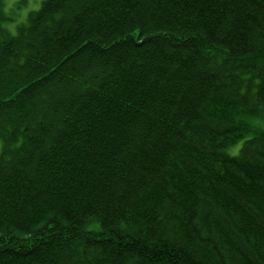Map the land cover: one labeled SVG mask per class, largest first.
I'll use <instances>...</instances> for the list:
<instances>
[{"label":"trees","instance_id":"trees-1","mask_svg":"<svg viewBox=\"0 0 264 264\" xmlns=\"http://www.w3.org/2000/svg\"><path fill=\"white\" fill-rule=\"evenodd\" d=\"M0 264H264V0L0 27Z\"/></svg>","mask_w":264,"mask_h":264},{"label":"clouds","instance_id":"clouds-1","mask_svg":"<svg viewBox=\"0 0 264 264\" xmlns=\"http://www.w3.org/2000/svg\"><path fill=\"white\" fill-rule=\"evenodd\" d=\"M15 3H16V0H0V5H3V8L0 9V11H3V13L5 15H8L9 10L13 9ZM38 6H39V0H28L27 7L24 9H21L19 11V15H18V18L16 20V23L23 21L25 15L29 9H35ZM0 27H4V28H7L9 31H12L14 28V24L13 23H7V22H0Z\"/></svg>","mask_w":264,"mask_h":264},{"label":"rangeland","instance_id":"rangeland-1","mask_svg":"<svg viewBox=\"0 0 264 264\" xmlns=\"http://www.w3.org/2000/svg\"><path fill=\"white\" fill-rule=\"evenodd\" d=\"M41 1H42V0H39V5H40ZM27 4H28V0H16V3L14 4L13 9H10V10H9V14H8V16L11 18V20H10V21H6V22H7V23H13V24H14V28H13L12 31H9L7 28H5V29H7L10 33H15V32H16V29H17V26H18L20 23H22V22H24V21L26 20L28 13H29L30 11H32V10H36V9H38V7H39V6H38V7L35 8V9H29V10L27 11V13H26V15H25L23 21H21V22H19V23H16V20H17L18 15H19V11H20L21 9L26 8V7H27ZM3 28H4V27H3ZM240 145H241V141H240L238 144H236L235 146L230 147L229 150H228L229 153H231V154H236L237 151H238V149H239V147H240Z\"/></svg>","mask_w":264,"mask_h":264},{"label":"bare ground","instance_id":"bare-ground-1","mask_svg":"<svg viewBox=\"0 0 264 264\" xmlns=\"http://www.w3.org/2000/svg\"><path fill=\"white\" fill-rule=\"evenodd\" d=\"M238 143H239V142H238ZM227 150H229V148H228Z\"/></svg>","mask_w":264,"mask_h":264}]
</instances>
